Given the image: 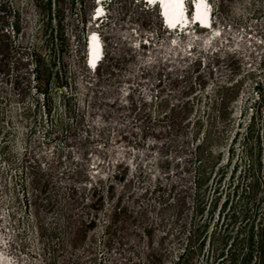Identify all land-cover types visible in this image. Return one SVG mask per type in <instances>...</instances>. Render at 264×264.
<instances>
[{
  "label": "rangeland",
  "instance_id": "rangeland-1",
  "mask_svg": "<svg viewBox=\"0 0 264 264\" xmlns=\"http://www.w3.org/2000/svg\"><path fill=\"white\" fill-rule=\"evenodd\" d=\"M15 1L21 8L28 6L31 33L36 26L35 11L29 0ZM208 1L212 9L210 30H199L190 21V28L179 33L166 30L158 8L140 0H83L88 21L85 61L88 38L94 33L103 48L99 71L111 64L119 69L100 93L80 83L76 102H72V116L79 117L78 126L74 131L51 137L49 145L44 127L26 139L20 126L9 131L0 123V134L4 135L0 141V264H54L44 260L34 218L31 210L25 208L26 199L30 202L34 195L43 197L39 191L46 190L43 172L48 159L56 161L53 187L48 190H92L97 184L100 190H108L111 185V202L121 200L135 217L123 225L119 250L105 252L97 242L96 264H146L145 255L150 248L169 246L164 236L169 212L159 202L166 194L179 192L184 155L170 146L162 125L137 120L145 109L153 112L152 101L160 95L198 99L197 112L204 119L216 98H235L231 105V131L238 132L234 155L228 160V141L220 161L226 172H219L214 182L220 179L218 190H222V198L227 190H233L228 187L230 183L243 182L244 171L252 165L244 152L250 118L255 120L252 136L258 132L262 135L263 130L260 113L264 107L254 86L263 80L264 0ZM186 4L189 10L191 0H186ZM99 5L104 13L101 18L95 16ZM108 14L109 19L105 17ZM79 23V5L75 4L69 21L72 34L79 29ZM85 75L93 77L94 72L89 69ZM33 94L32 90L28 102ZM9 113L7 110L6 116ZM54 117L69 127L76 120L64 115L60 100H56ZM152 117L155 118L154 113ZM187 141L189 147L195 145L191 137ZM248 148L254 152L253 139L248 141ZM25 152L37 162L25 157ZM41 156L48 159L44 161ZM29 164L35 169H22ZM234 166L237 170L230 179ZM260 169L258 190L262 194L263 155ZM119 172L124 173V178H113ZM184 178L191 183L193 172ZM178 253L173 249L164 262L174 264Z\"/></svg>",
  "mask_w": 264,
  "mask_h": 264
},
{
  "label": "trees",
  "instance_id": "trees-1",
  "mask_svg": "<svg viewBox=\"0 0 264 264\" xmlns=\"http://www.w3.org/2000/svg\"><path fill=\"white\" fill-rule=\"evenodd\" d=\"M75 4L79 5L80 27L72 34L69 21ZM29 6L35 11L36 22L31 33L28 6L21 8L15 0L0 4V123L9 131L20 126L26 139L44 127L49 145L51 137L77 128L79 117L72 116V102H76L80 83L100 93L119 68L111 64L100 72L98 64L93 77L85 75L89 73L84 43L88 21L83 0H29ZM105 17L109 19L110 15ZM261 65L263 80L255 82L254 90L264 107V60ZM32 90L34 94L28 102ZM56 100L62 102L66 117L76 119L72 127L54 117ZM198 101L160 95L152 101L153 112L145 109L137 119L162 125L170 146L184 155L179 192L166 194L159 202L169 212L164 225L169 246L150 248L146 264H168L164 259L173 249L179 252L174 264H264V193L258 190L262 155L264 159V108L260 113L262 135L258 132L252 136L254 117L245 132L244 152L252 165L244 171L243 182L231 181L228 187L233 190H227L222 198L220 179H214L219 172H226L220 161L228 141V160L234 155L238 132L231 131V105L235 98H216L205 119L197 112ZM189 137L195 141L192 147ZM3 139L0 134V141ZM251 139L254 152L248 148ZM24 155L30 156L28 152ZM48 161L43 172L46 190L39 191L43 197L32 195L33 200L26 199L25 203L34 218L44 260L54 264H96L97 242L105 252L119 250L123 225L135 218L129 207L121 200L111 202V185L108 190H100L98 184L92 190H48L53 187L56 162ZM29 168L35 169L31 164L22 166ZM236 170V166L232 167L230 179ZM191 172L193 180L189 183L184 177ZM117 177L123 179L124 173L113 176Z\"/></svg>",
  "mask_w": 264,
  "mask_h": 264
},
{
  "label": "bare ground",
  "instance_id": "bare-ground-1",
  "mask_svg": "<svg viewBox=\"0 0 264 264\" xmlns=\"http://www.w3.org/2000/svg\"><path fill=\"white\" fill-rule=\"evenodd\" d=\"M149 1H155V0H149ZM184 5L185 3L183 2V0H160L159 2L156 1V4L154 6L158 8V12H159L158 14L162 23L166 22L172 27L178 24H183L184 22H187L189 20L190 21L194 20L196 24H200L201 26L206 27L211 25L212 27V22L209 18V12L204 7L202 0H199L197 5H195L194 10L192 8L194 12L192 13L193 18H190L188 14L187 15L184 14V10L182 9ZM160 10L162 13H160ZM201 29L202 28H200L199 30ZM97 40L98 38L94 35L90 43L89 57L87 55L89 65L87 64V60H86V66L90 70H92L91 67H93V65L96 63L97 58L100 55V50L98 49L100 40L99 42ZM97 65L95 66V68L97 67Z\"/></svg>",
  "mask_w": 264,
  "mask_h": 264
},
{
  "label": "clouds",
  "instance_id": "clouds-1",
  "mask_svg": "<svg viewBox=\"0 0 264 264\" xmlns=\"http://www.w3.org/2000/svg\"><path fill=\"white\" fill-rule=\"evenodd\" d=\"M184 3H185V6L187 5L186 4V0H184ZM102 58H103V48L100 50V55H99V57L97 58V61H96V63H100V61L99 60H102Z\"/></svg>",
  "mask_w": 264,
  "mask_h": 264
},
{
  "label": "water",
  "instance_id": "water-1",
  "mask_svg": "<svg viewBox=\"0 0 264 264\" xmlns=\"http://www.w3.org/2000/svg\"><path fill=\"white\" fill-rule=\"evenodd\" d=\"M160 12H161V10H160Z\"/></svg>",
  "mask_w": 264,
  "mask_h": 264
}]
</instances>
